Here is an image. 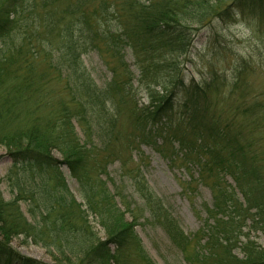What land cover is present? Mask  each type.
I'll use <instances>...</instances> for the list:
<instances>
[{
	"label": "trees",
	"instance_id": "16d2710c",
	"mask_svg": "<svg viewBox=\"0 0 264 264\" xmlns=\"http://www.w3.org/2000/svg\"><path fill=\"white\" fill-rule=\"evenodd\" d=\"M97 1L95 23H79L84 20L79 1L68 13L73 18L64 25L62 42L56 46L58 55L54 57L49 50L45 52L48 56L42 57L46 69L67 83L68 101L54 105L46 85L47 74L36 68L40 63L39 46H28L38 25L42 23L49 31L58 25L53 13L43 17L35 14L52 0H41L38 6L35 0H0V148L5 149L11 161L5 180L14 181L18 189L10 201H5L0 191V264H43L12 249L11 241L19 237L43 248L53 264H126L123 258L132 246L143 264H156L143 250L134 230L138 220L134 210L123 201L117 187L111 193L106 183L97 179L105 166L97 162L92 131L104 153V162L116 158L117 122L106 104L114 98L123 105V100H128L125 97H130V82L112 81L100 89L88 75L81 57L89 50H97V41L100 49L116 57L121 65L130 53L138 79L148 92V108L141 110L131 97L128 100L129 109L137 112L134 117L139 126L137 137L129 138L131 145H146L163 139L161 133L169 134L170 139H177L173 141L178 149L208 160L219 167L221 174L230 170L221 166L222 151L226 150L231 158H245L229 125L220 126L205 118L206 96L212 84L184 85L179 59L189 53L195 33L212 22L225 25L253 16L264 18V0H148V4L120 0L123 2L117 6L111 0ZM79 25L83 27L75 36L73 28ZM49 44L48 40V49ZM176 93L179 100L174 103ZM170 114L177 121L170 120ZM164 118V125H168L165 127L161 125ZM74 122L81 126L84 141L78 137ZM260 122L263 120H255L256 124ZM89 162L98 165L92 174ZM235 166L229 165L232 169ZM62 167L77 184L79 201L69 191ZM241 174L247 175L250 185H242L236 174L231 176L243 204L233 201V188L212 190V206L206 212L213 224L204 228L207 238L203 245L204 229L197 235H185L140 174L130 176L128 185L130 197L135 195L143 201L146 220L162 229L188 264H204L208 258H213L214 264H264V249L242 232L250 219L264 234V198L258 195L264 189V175L254 168L244 169ZM116 197L125 205L123 211L115 203ZM20 201L27 203L31 221L21 212ZM240 238L245 239L244 243ZM240 245L243 257L238 258L234 251Z\"/></svg>",
	"mask_w": 264,
	"mask_h": 264
},
{
	"label": "rangeland",
	"instance_id": "374dc122",
	"mask_svg": "<svg viewBox=\"0 0 264 264\" xmlns=\"http://www.w3.org/2000/svg\"><path fill=\"white\" fill-rule=\"evenodd\" d=\"M35 1L38 6L41 0ZM79 1L82 2L81 12L82 17H84V20L79 23L85 22L92 25L95 23L93 11L98 6L97 0H52L50 5L39 8L35 13L41 17L53 13L59 20L58 25L50 31L42 23L41 25L37 24L38 27L31 33L33 37H30L28 43V46L31 47L36 43L39 46L37 51L39 53L38 63H40L36 68L39 72L42 71L47 74L46 85L54 105L64 100L68 101L65 90L67 83L65 79L58 78L56 72L46 69L42 57L48 56L45 52L49 50L54 57L58 55V47L56 46L62 42L60 37L64 25L69 23L68 19L73 18V15L68 13L74 11L73 8ZM111 2L117 6L123 1L111 0ZM140 2L149 3L148 0H140ZM227 23L224 25L212 22L195 33L189 53L179 59L184 85L210 83L213 86L206 96L205 118L209 121L215 120L220 126L229 125L231 133L237 136L239 144L244 149V159L240 157L231 158L226 150L222 151L221 161H224V164L221 166L230 169L223 174L218 173L219 167L210 165L208 160L205 159V162L195 153L187 154L186 149V152L178 149L177 139H170L169 134L161 133L163 139L152 140L146 145H138L137 142L131 145L130 139L137 137L136 130L139 129V126L137 129L135 122V113L137 112L129 109L128 103L130 101L128 100L131 97L141 110L150 105L148 92L138 79L139 73L134 67L135 64L133 65L134 61L131 54L125 55V62L121 65L116 57L103 52L100 49L101 43L97 41L95 42L96 47L100 52L98 49L89 50L81 57L84 68L98 88L104 89L112 81L117 83L130 82V97H125L128 100H123L125 101L123 105H119V101L114 98L106 104L108 113H113L117 122L115 130L119 136L116 145H114L117 157L104 162V153L98 148V138L94 131H92L91 142L93 151L97 152V162L105 166L103 171L99 170L97 179L105 182L111 193H115V187H117L118 194L124 198L122 200L134 210L135 216L138 218L134 230L143 250L156 264L188 263L183 254L172 246L162 229L146 220L147 214L142 213L141 207L143 201L135 195L130 197L131 191L128 185L130 176L140 174L148 188L161 199L184 234L193 236L205 227L210 228L213 224L206 212L212 206V190L233 188L236 192L233 201H236L237 205L243 204V199L231 175L236 174L241 179L242 185H250L247 175L241 174L244 169L254 168L259 174L264 175V18L253 16L247 20L237 19L235 22L229 21ZM80 27L79 25V27L73 28L75 36L80 35ZM83 34L88 36L86 32ZM48 40L51 43L49 49L46 46ZM209 78L212 79L209 80ZM157 89L159 90V88ZM178 100L179 95L174 97V103H177ZM253 105H257L255 110L244 111ZM169 118L175 121L178 119L174 114H170ZM255 120H263V123L256 124ZM164 124H166L165 118L161 120V125ZM161 125L158 124V126ZM174 126L177 124L174 123ZM80 127L74 122L78 137L84 141ZM171 128L170 125L169 129L171 130ZM180 129L182 128L179 127ZM154 141H156L155 145H153ZM55 157L60 159L58 155ZM231 164H236L237 167L232 169L229 167ZM97 166L93 162H89V172L92 174ZM10 168L11 161L6 155L5 149L0 148V191L5 201L13 200L18 193L16 183L14 181L8 183L5 180ZM92 168L93 170H90ZM61 171L69 191L79 201L77 184L70 178L66 168L62 167ZM258 195L264 198V189L259 190ZM115 203L122 211L124 210L125 205L123 207L118 197L115 198ZM19 207L25 218L31 221L27 212V203L20 201ZM140 214L143 215V218ZM250 214L253 215L254 212L251 211ZM126 218L130 222L128 215ZM250 221L249 219L244 223L243 235H247L249 241L254 242L263 250L264 234L259 225L256 226ZM91 224H93L92 221ZM95 230L102 236L100 228L96 225ZM206 234L204 229L203 235L205 237L201 238L204 239L202 245L207 238ZM244 241V238H240L241 243ZM10 245L22 256L43 264H53L52 257L43 248L28 241L24 242L21 237L14 238ZM238 247L239 249L234 251V255L241 258L243 257L241 255L242 246ZM217 252L218 250L214 251V253ZM127 254L129 255L123 258V262L126 264H143L137 258L133 246ZM204 264H214L213 258H208Z\"/></svg>",
	"mask_w": 264,
	"mask_h": 264
}]
</instances>
